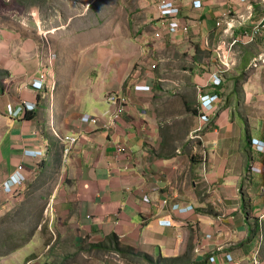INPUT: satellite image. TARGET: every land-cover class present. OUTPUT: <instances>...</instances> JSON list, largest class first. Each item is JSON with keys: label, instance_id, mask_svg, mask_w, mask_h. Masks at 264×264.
Listing matches in <instances>:
<instances>
[{"label": "crops", "instance_id": "crops-1", "mask_svg": "<svg viewBox=\"0 0 264 264\" xmlns=\"http://www.w3.org/2000/svg\"><path fill=\"white\" fill-rule=\"evenodd\" d=\"M157 1L136 0L137 24L121 32L127 38L122 45L113 43L121 36L112 34L89 49L73 47L84 52L77 60L88 68L80 67L70 80L74 89L81 86L70 112L65 104L60 107L56 89L72 75L67 48L48 46L44 64L43 45L25 44L28 38L3 31L0 59L9 75L0 92V178L23 163L29 179L25 199L35 190L40 193L38 183L50 185V177L60 176L49 195L55 207L49 227H89L94 243L114 234L122 246L155 258L211 264L210 255L221 259L229 252L239 264H250L257 215L264 220V152L252 144L253 138L264 141V61L259 59L264 58V35L246 44L231 42L264 15V8L260 0H251L252 10L241 0H204L202 7L176 0L180 20L190 28L171 33L158 18ZM231 11L235 16L226 19ZM224 17L225 23L217 25ZM230 19L241 25L225 31ZM56 50L62 55L55 60ZM221 55L231 65L215 86L211 75ZM43 71L47 80L38 89L32 81ZM137 84L150 89L136 90ZM108 92L127 98L116 124L105 128L83 122V115L106 118L114 109ZM202 94H217L209 122L199 118ZM22 100L37 103L32 117L11 118L7 104ZM199 126L201 137L193 138ZM65 134L79 136L67 154L60 140ZM120 144L124 152L117 150ZM25 148L31 157L24 156ZM174 203L182 211L173 209ZM21 256L23 264L38 259ZM120 261L130 264L122 256Z\"/></svg>", "mask_w": 264, "mask_h": 264}, {"label": "rangeland", "instance_id": "rangeland-1", "mask_svg": "<svg viewBox=\"0 0 264 264\" xmlns=\"http://www.w3.org/2000/svg\"><path fill=\"white\" fill-rule=\"evenodd\" d=\"M135 5L136 0H0V55L4 53L2 50L5 48L4 30L20 34L23 40L28 38L25 44L43 45L44 53L41 49L40 51L44 57V64L48 63L50 57L48 46H53L55 49L67 48L65 55L68 58V64L71 65L72 75L68 83H63L64 87H58L56 84V89L60 94V107L63 108V104H65L66 112H70L81 89V86L74 89L70 80L72 76L74 77V72L78 71L80 67L88 68L86 63L77 60L80 55L84 56V52L79 54L75 52L73 47L82 46L89 49L96 43H106V38L109 40L112 34H119L120 36L123 35L121 32L126 34L137 24ZM158 18L161 21L160 16ZM178 18L180 19L179 15ZM164 26L167 28V25ZM121 37L114 36L113 43L117 42L122 45V39L126 41L127 38ZM238 43L245 42L242 40ZM58 51L56 50L51 55L55 60L58 59L59 55H62ZM2 66L3 62L0 59V75L5 70ZM43 73L47 79V73L44 71ZM9 86L12 87V84ZM109 93L111 92H108L106 100H108ZM11 94L13 93L11 92ZM19 104H25L28 108L21 116L16 118L10 116L11 118L24 119L26 112L34 111L37 108L36 102L28 100H22L17 105ZM17 105L8 103L7 108ZM110 111L113 112L114 109ZM7 112L9 111L7 110ZM93 116H97L102 121H98L97 126H104L103 122H106V118H103V115ZM86 123L91 124V122ZM0 129H2L1 126ZM195 134L192 135L193 138H196L194 137ZM63 136H60L63 143L62 151L67 154L70 150L66 152ZM77 137L79 141V136ZM121 145H117V150ZM29 151V148L24 149L25 157H31ZM36 152L37 156L41 155L40 149H37ZM23 168L24 164L20 163L8 176L0 178V193L3 196V201L0 202V264H23L25 260H20V255H22V259L25 256L28 258L38 257L36 261H33V264H117L115 261L104 257L105 253H112L113 250L91 249L95 232L89 227L77 230L58 229L54 225L53 228L49 227L52 220L51 212L53 210L54 213L55 210L52 196L49 197V195L53 189L52 184H56L60 176H49L51 184H44L41 186L43 188L38 183L40 193L35 190V195L28 196L29 198L25 196L24 199L22 191L29 179L24 174ZM18 170L21 171L20 176ZM46 188L48 189L46 190ZM259 215L260 213L257 215L255 227L256 236L248 248L250 253L255 249L258 252L257 254L252 253L247 259V263L250 264L257 261L258 264H264V220L262 217L259 218ZM249 217L253 219L251 216ZM118 254L121 256L120 253ZM124 262L148 264L143 261L134 263L126 258H124ZM162 264L190 263H187L185 259H178L163 261Z\"/></svg>", "mask_w": 264, "mask_h": 264}, {"label": "built area", "instance_id": "built-area-1", "mask_svg": "<svg viewBox=\"0 0 264 264\" xmlns=\"http://www.w3.org/2000/svg\"><path fill=\"white\" fill-rule=\"evenodd\" d=\"M203 1L204 0H193V5L194 7H202L203 5ZM242 2H247L249 10L253 9V5L251 0H241ZM263 8H264V0H260ZM158 11H159V16L161 18V22L162 25H167V29L169 32L171 33H175L178 30H182L184 32H188L190 26L188 23L186 22H182L179 18L178 15L180 13V5L177 3L176 0H159L158 1ZM250 14H248L247 16L249 17ZM230 16H235V14H233V12H229L226 15V19H228V17ZM241 18L243 20L247 19V16H242L240 15ZM225 23V17L223 19H220L218 21L219 26L223 25ZM235 25H241V21H239V24H237L236 22H234L233 19H230L226 22V28L225 31H229L230 29L234 28ZM264 35V15L256 22H253L251 24L250 29H245L243 30V32L240 35H237L234 39L233 42H231V45H233L236 42L239 41H244L245 43H250L253 42L257 37L263 36ZM156 37H160L161 33L160 32H156L155 34ZM221 61L220 64L218 65V67L216 68V70L214 72H212L211 78H212V84L215 86H220L222 84V73L224 70H227L229 68V66L231 65V63H226V59L224 57V55L220 56ZM259 59L264 61V58L259 57ZM46 75L45 73H40L39 77L37 79H34L32 81V85L38 89L43 88V86L45 85V81H46ZM136 90L139 89H146L149 90L150 86L149 85H135L134 86ZM217 97V94H202L200 96V106H199V118L202 122H209L211 120V116L210 114L213 112V110L215 109V105H214V100ZM111 105L114 106V111L111 112L110 110H108V112H106V122L104 123L105 128H109L113 125L116 124L118 118L120 117V115H122V113H124L127 109V98L121 94H118L116 92H111L109 93L108 96V100H107ZM28 108V106H25V104H19L15 107H8L7 110L9 111V115L12 117H17V116H21V114H23L26 109ZM32 108V107H31ZM82 120L86 121V122H91L92 124L96 125V123H98V121H101L97 118V116H93V115H89L86 114L84 116H82ZM201 130V127L199 126L196 129V134L194 135V137L196 138H200V134L198 133V131ZM63 141L66 144V152H68L72 145H74L77 141H78V137L74 136V135H64L63 136ZM252 144L255 146L256 149H258L261 152H264V141L259 140L257 138H253L252 139ZM119 151L124 152L126 150V147L121 145L118 148ZM18 175L20 176L21 171L18 170ZM262 191L264 193V185L262 186ZM144 199L146 201H149V197L147 195L144 196ZM172 208L175 210H181L180 208V204L178 203H174L172 204ZM172 222L169 221V224H171ZM258 251H255V253L257 254ZM110 254H116L118 256V259L115 260V263H121L120 261V256L117 253H105L104 257L106 259H111L112 260V256ZM234 259L233 256L230 253H226L223 256H221V259L212 254L209 256L208 260L211 264H228V260L229 259ZM107 264H114V263H107ZM253 264H258V261L256 263Z\"/></svg>", "mask_w": 264, "mask_h": 264}, {"label": "trees", "instance_id": "trees-1", "mask_svg": "<svg viewBox=\"0 0 264 264\" xmlns=\"http://www.w3.org/2000/svg\"><path fill=\"white\" fill-rule=\"evenodd\" d=\"M9 75V73L7 71H3L0 75V91L3 92L4 90V86L2 84L3 79L5 77H7ZM32 113L33 111H29L28 113L26 112V118H30L32 117ZM251 231H253V233L250 232V238L254 237V228L251 227ZM91 249H98V250H105V249H109V250H113L116 251L118 253H120V255L123 258H126L128 260H130L131 262L134 263H138V262H147L148 264H162L163 261H170V260H184L183 257L181 258H167V257H162L161 255L158 257H153L151 255H149L148 253H145L143 251H140L138 249H135L134 247L131 246H122L119 242L118 239L116 237V235L112 234L111 236H109V238L107 240H105L104 242H97V243H93L91 244Z\"/></svg>", "mask_w": 264, "mask_h": 264}, {"label": "bare ground", "instance_id": "bare-ground-1", "mask_svg": "<svg viewBox=\"0 0 264 264\" xmlns=\"http://www.w3.org/2000/svg\"><path fill=\"white\" fill-rule=\"evenodd\" d=\"M226 253H228V252H226ZM228 264H239L235 259H229L228 260Z\"/></svg>", "mask_w": 264, "mask_h": 264}]
</instances>
